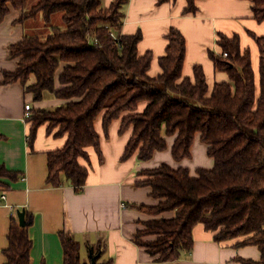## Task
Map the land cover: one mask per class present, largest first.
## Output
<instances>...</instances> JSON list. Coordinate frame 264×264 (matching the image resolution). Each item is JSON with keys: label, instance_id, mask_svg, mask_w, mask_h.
Returning a JSON list of instances; mask_svg holds the SVG:
<instances>
[{"label": "trees", "instance_id": "obj_1", "mask_svg": "<svg viewBox=\"0 0 264 264\" xmlns=\"http://www.w3.org/2000/svg\"><path fill=\"white\" fill-rule=\"evenodd\" d=\"M30 1L0 0V24L11 7L21 11L20 23L40 18L50 32L43 38L23 37L9 47L7 57L17 61V68L4 72L0 85L20 83L34 102L65 101L50 110H30L25 119L32 152L42 126L54 138L66 136L62 149L46 153L47 185H69L82 194L91 155L98 164L104 162L94 127L100 116L105 138L116 120L120 136L131 130L121 161L134 156L139 163L148 162L154 153L166 151L165 139L173 136V159H189L199 134L213 160L212 169L199 168L195 177L185 168L165 165L137 173L135 187L149 188L158 204L126 206L153 218L171 212L174 217L142 222L133 242L156 263H172L192 251L193 229L202 226L214 234V243L232 241L236 248L258 249L259 261L238 259L240 264H264V38L252 35L259 55L255 78L250 51L241 50L237 36L218 34L221 54L210 52L209 59L227 81L215 83L209 93L202 67L193 69L192 79L182 76L185 40L175 29L166 35V55L158 59L161 74L149 77L153 57L138 54L141 34L121 33L122 7L128 0H114L106 9L102 0H34L28 9ZM195 1L186 0L184 14L195 15ZM241 1L252 6L255 21L264 23V0ZM56 17L64 29L52 26ZM140 104H144L141 111ZM22 176L0 163V198L9 189L4 181L17 182ZM9 220L3 264H30L32 240L27 227L20 228L12 216ZM26 220L31 222V216ZM58 234L63 264H110L98 262L102 239L86 245L94 263H83L73 234ZM143 237L149 239L140 242Z\"/></svg>", "mask_w": 264, "mask_h": 264}, {"label": "crops", "instance_id": "obj_2", "mask_svg": "<svg viewBox=\"0 0 264 264\" xmlns=\"http://www.w3.org/2000/svg\"><path fill=\"white\" fill-rule=\"evenodd\" d=\"M113 1L102 0V8H108ZM158 1L128 0L122 7V35L134 36L139 32L138 54H152L149 77L161 74L158 59L166 55V35L175 29L185 40L182 76L192 79L193 69L202 67L209 93L215 83L227 81V75L217 72L209 59L210 52L221 54L217 47L218 34L239 38L241 50L251 53V64L257 78L259 55L253 36L264 38V23L253 19L249 3L241 0H196L197 12L187 15L183 13L186 0H172L164 4ZM21 15L20 10L9 7V15L0 24V82L4 72H13L17 68V61L7 56L9 47L17 45L23 38L25 22L18 21ZM57 18L56 23L61 24V18ZM28 22L32 23L30 27L38 25L46 28L40 18ZM64 103L52 99L34 102L32 95L26 94L20 83L0 85V163L6 170L23 175L17 182L4 181L9 189L4 194L5 201L0 199V264L4 262L2 251L7 247L9 219L12 216L18 224L16 213L23 209L26 216H31L27 226L32 240L30 264H63L58 233L68 231L80 244V259L87 263L93 259L86 245H95L99 239L104 241L103 253L97 256L99 263L240 264L238 259L260 260L256 247L236 248L232 241L214 243V234L202 226L193 229L192 251L172 263H156L145 248L133 242L134 235L142 228V222L174 217L171 212L153 218L126 206L155 207L158 204L150 197L149 188L135 187L137 173L165 165L173 170L185 168L191 177H195L199 168L212 169L213 160L206 154L208 147L200 141L199 134L194 137L189 159L180 162L173 159V136L165 139L166 151L154 153L148 162L139 163L134 156L121 161L131 130L120 136V120H116L109 125L108 137L105 138L100 116L94 127L100 136L104 162L98 164L91 155L92 167L82 194H76L69 185L61 188L47 185L46 153L62 149L66 136L54 138L53 133L49 135L46 126H42L37 130L33 152L30 151L24 107L29 104L31 110L47 109ZM143 108L144 104H140L139 111Z\"/></svg>", "mask_w": 264, "mask_h": 264}, {"label": "rangeland", "instance_id": "obj_3", "mask_svg": "<svg viewBox=\"0 0 264 264\" xmlns=\"http://www.w3.org/2000/svg\"><path fill=\"white\" fill-rule=\"evenodd\" d=\"M32 5H34V0H32V1H30L29 2V4L27 5L28 6V9L29 8H31V6ZM30 6V7H29ZM58 18L56 17V18H54V21L52 22L53 23V25L52 26H54V27H58L59 29H64V26H63V24H57L56 22V20H57ZM32 23L31 22H25L24 23V34H23V37H26V36H33V35H36V36H39L40 38H43V37H45L46 35H47V33H49L50 32V27H47V28H43V27H39L38 25H35V26H32V27H30V25H31ZM32 83V79L30 80V84ZM48 101V100H47ZM60 106V105H59ZM54 107H57V106H50L49 108H47V109H53ZM149 238H142L141 240H140V242H142V241H146V240H148ZM81 262H85V260H83V259H81Z\"/></svg>", "mask_w": 264, "mask_h": 264}, {"label": "water", "instance_id": "obj_4", "mask_svg": "<svg viewBox=\"0 0 264 264\" xmlns=\"http://www.w3.org/2000/svg\"><path fill=\"white\" fill-rule=\"evenodd\" d=\"M25 217H26V212H25L24 209L21 210V211H18V212L16 213V219L18 220V226H19L20 228H22V229H24L25 227H27V226L30 225V222L27 221V220L25 219ZM92 263H94L93 260H92Z\"/></svg>", "mask_w": 264, "mask_h": 264}, {"label": "built area", "instance_id": "obj_5", "mask_svg": "<svg viewBox=\"0 0 264 264\" xmlns=\"http://www.w3.org/2000/svg\"><path fill=\"white\" fill-rule=\"evenodd\" d=\"M111 36L113 37V35L111 34ZM30 110H31V107H30V105L28 104V105H25V107H24V116H25V119H27V118H29L30 116H29V112H30ZM2 201H5V195L3 194L2 196H1V198H0Z\"/></svg>", "mask_w": 264, "mask_h": 264}]
</instances>
